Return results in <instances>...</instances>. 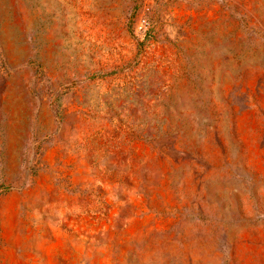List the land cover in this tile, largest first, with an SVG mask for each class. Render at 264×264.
Wrapping results in <instances>:
<instances>
[{
  "label": "rangeland",
  "instance_id": "1",
  "mask_svg": "<svg viewBox=\"0 0 264 264\" xmlns=\"http://www.w3.org/2000/svg\"><path fill=\"white\" fill-rule=\"evenodd\" d=\"M0 264H264V0H0Z\"/></svg>",
  "mask_w": 264,
  "mask_h": 264
},
{
  "label": "built area",
  "instance_id": "2",
  "mask_svg": "<svg viewBox=\"0 0 264 264\" xmlns=\"http://www.w3.org/2000/svg\"><path fill=\"white\" fill-rule=\"evenodd\" d=\"M137 29H138L139 32H143L145 30L144 20H140L137 23Z\"/></svg>",
  "mask_w": 264,
  "mask_h": 264
}]
</instances>
